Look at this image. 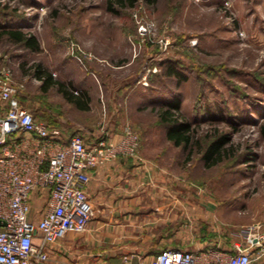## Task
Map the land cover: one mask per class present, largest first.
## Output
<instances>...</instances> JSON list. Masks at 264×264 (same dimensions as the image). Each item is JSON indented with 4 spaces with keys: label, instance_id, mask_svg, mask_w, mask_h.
Instances as JSON below:
<instances>
[{
    "label": "rangeland",
    "instance_id": "1",
    "mask_svg": "<svg viewBox=\"0 0 264 264\" xmlns=\"http://www.w3.org/2000/svg\"><path fill=\"white\" fill-rule=\"evenodd\" d=\"M129 1L0 0V30L33 35L40 46L0 41V65L11 67L20 103L89 144L109 135L115 115L121 122L116 88L125 84L124 121L138 136L137 153L203 195L220 213L223 239L264 235V0ZM134 13L153 24V43L137 38ZM38 63L67 87L94 89L90 111L68 106L56 88L42 92L30 70ZM145 68L154 70L146 86ZM173 98L190 124L187 149L167 141L157 119ZM224 134L228 158L210 166L202 151ZM32 203L39 209L42 199Z\"/></svg>",
    "mask_w": 264,
    "mask_h": 264
},
{
    "label": "built area",
    "instance_id": "2",
    "mask_svg": "<svg viewBox=\"0 0 264 264\" xmlns=\"http://www.w3.org/2000/svg\"><path fill=\"white\" fill-rule=\"evenodd\" d=\"M136 36L153 43V24L133 14ZM168 41L159 48L166 51ZM154 70L143 69L142 85ZM8 63L0 65V264H45L48 247L69 232L83 233L92 218L85 188L89 170L116 156L135 157L138 136L128 125L115 144L94 145L80 134L65 135L38 121L19 101ZM42 199L37 221L30 218L32 199ZM259 227H257L258 229ZM243 236V235H242ZM264 235L247 232L228 249L164 250L140 264H261ZM116 264H130L128 257Z\"/></svg>",
    "mask_w": 264,
    "mask_h": 264
},
{
    "label": "crops",
    "instance_id": "3",
    "mask_svg": "<svg viewBox=\"0 0 264 264\" xmlns=\"http://www.w3.org/2000/svg\"><path fill=\"white\" fill-rule=\"evenodd\" d=\"M127 89L125 84L116 88L121 98V122L115 115L117 118L108 122L109 135L94 138L89 145L103 138L115 144L122 138L127 125L124 118L129 117L124 102ZM85 93L89 98L87 111L78 110L64 98L63 102L88 112L96 91ZM88 173L85 191L92 218L87 229L83 233L69 232L51 244L45 264H116L123 257H128L130 264H140L150 262L164 250L193 251L215 245L228 249L231 242L222 238L224 223L212 204L198 192L189 194L183 180L142 153L129 158L118 155ZM31 207L30 218L37 221L40 208L32 202ZM236 234L233 239L242 241V235Z\"/></svg>",
    "mask_w": 264,
    "mask_h": 264
},
{
    "label": "trees",
    "instance_id": "4",
    "mask_svg": "<svg viewBox=\"0 0 264 264\" xmlns=\"http://www.w3.org/2000/svg\"><path fill=\"white\" fill-rule=\"evenodd\" d=\"M122 1L124 0H120V2ZM129 2H131V0ZM2 39H5L10 43L21 45L33 52H38L40 49L39 43L35 36L23 33L19 30H0V41ZM30 70L33 77L40 82V90L42 92L46 93L50 89L56 88L63 98L78 110L87 111L89 109V98L85 92H79L72 87H67L64 84L58 82L54 79L53 74L42 67L39 63L32 65ZM157 119L165 126V137L167 141L171 142L174 146H182L185 149L190 146L192 143L190 124L184 120H181V115L179 113V102L176 98H173L167 104L166 109H163L159 112ZM64 134L75 135L79 133L72 132ZM228 142L229 136L227 134L216 137L214 140L209 142L202 151L201 159L210 166L220 164L225 158H228L224 154L223 148Z\"/></svg>",
    "mask_w": 264,
    "mask_h": 264
}]
</instances>
